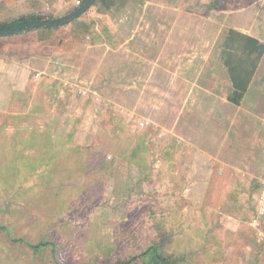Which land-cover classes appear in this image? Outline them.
Wrapping results in <instances>:
<instances>
[{
  "label": "rangeland",
  "instance_id": "obj_1",
  "mask_svg": "<svg viewBox=\"0 0 264 264\" xmlns=\"http://www.w3.org/2000/svg\"><path fill=\"white\" fill-rule=\"evenodd\" d=\"M60 1L47 20L86 2ZM231 30L264 43V0H98L59 30L50 66L0 102V264H147L153 245L170 264H264V57L229 102Z\"/></svg>",
  "mask_w": 264,
  "mask_h": 264
},
{
  "label": "crops",
  "instance_id": "obj_2",
  "mask_svg": "<svg viewBox=\"0 0 264 264\" xmlns=\"http://www.w3.org/2000/svg\"><path fill=\"white\" fill-rule=\"evenodd\" d=\"M2 1L7 4L0 9V19H3L0 24L17 21L30 15L45 19L48 17L45 11L49 10L50 0H0ZM64 1L61 0L60 3L63 5ZM66 9L69 10L64 5L63 11L66 12ZM63 11H60L57 16L61 17L60 14ZM61 28L25 32L13 37H0L1 103L7 101L10 95H18L26 91L27 86L24 85L32 78V71L50 66L48 64L54 60L53 55L61 44L59 38ZM40 73L43 72L40 71Z\"/></svg>",
  "mask_w": 264,
  "mask_h": 264
},
{
  "label": "trees",
  "instance_id": "obj_3",
  "mask_svg": "<svg viewBox=\"0 0 264 264\" xmlns=\"http://www.w3.org/2000/svg\"><path fill=\"white\" fill-rule=\"evenodd\" d=\"M97 2L98 0L93 6H95ZM45 21L46 19L41 16L30 15L28 17L21 18L17 21L2 23L0 24V30L2 31L0 37H13L19 34H23L25 32H31L36 30L46 31L57 29V27L55 26L52 28L47 27L45 25ZM48 21H53V19ZM23 22H26L27 25L37 24V26L35 28L28 27L26 29H18L17 25ZM42 23L44 24L41 25ZM239 53H242L245 58L250 61V65L248 67L241 65V63H239V61L241 60H237L235 58V56H238L237 54ZM263 57L264 43L260 42L256 38L241 34L234 30L228 32L226 42L223 45L221 60L224 62L225 68H227L230 80L232 82L233 93L229 97V102H231L235 106H240L241 101L247 94L249 86L252 82V78L255 74V71L257 70L258 64L260 63ZM47 244L48 243L44 242L40 245L29 244V246L32 249L38 251L41 245L43 246ZM139 257L142 258L147 264H170L171 261L176 262L177 260H173V258L164 257L161 254L158 245H153L149 247L146 251L142 252ZM136 259L137 257L131 258L126 261L119 260L117 264H133Z\"/></svg>",
  "mask_w": 264,
  "mask_h": 264
},
{
  "label": "water",
  "instance_id": "obj_4",
  "mask_svg": "<svg viewBox=\"0 0 264 264\" xmlns=\"http://www.w3.org/2000/svg\"><path fill=\"white\" fill-rule=\"evenodd\" d=\"M97 0H86V2L79 7L78 9H76L74 12L58 18V19H54L53 21H45V25L47 27H64L69 25L70 23L74 22L76 19H78L79 17H81L83 14H85L87 11H89L93 5L96 3ZM44 23H42L41 25H43ZM37 26V24H28L26 22L20 23L19 25H17L18 29H26V28H35ZM2 34V31L0 30V35Z\"/></svg>",
  "mask_w": 264,
  "mask_h": 264
},
{
  "label": "built area",
  "instance_id": "obj_5",
  "mask_svg": "<svg viewBox=\"0 0 264 264\" xmlns=\"http://www.w3.org/2000/svg\"><path fill=\"white\" fill-rule=\"evenodd\" d=\"M77 6H81V2L77 1ZM258 203L261 206V209L264 211V176L261 179V192L258 199Z\"/></svg>",
  "mask_w": 264,
  "mask_h": 264
}]
</instances>
